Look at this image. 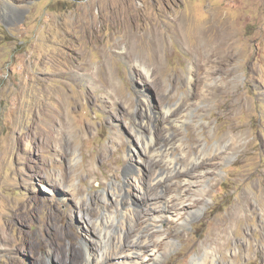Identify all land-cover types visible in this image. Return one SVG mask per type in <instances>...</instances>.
I'll use <instances>...</instances> for the list:
<instances>
[{
    "label": "rangeland",
    "instance_id": "1",
    "mask_svg": "<svg viewBox=\"0 0 264 264\" xmlns=\"http://www.w3.org/2000/svg\"><path fill=\"white\" fill-rule=\"evenodd\" d=\"M205 24L219 35L216 53L196 50ZM137 31L157 44L134 40ZM166 107L187 114L157 121ZM151 134L180 139L176 162L201 142L236 148L194 218L150 228L174 247L154 261L147 244L139 264L205 253L264 264V0H0V264H57L47 242L71 234L98 248L88 212L97 219L109 203L121 218L109 192L127 180L132 209L159 214L145 198L166 189L152 181L166 166L142 149Z\"/></svg>",
    "mask_w": 264,
    "mask_h": 264
},
{
    "label": "bare ground",
    "instance_id": "2",
    "mask_svg": "<svg viewBox=\"0 0 264 264\" xmlns=\"http://www.w3.org/2000/svg\"><path fill=\"white\" fill-rule=\"evenodd\" d=\"M180 23L182 24V22ZM183 26H185V23ZM181 28L185 29L183 27ZM196 30L201 33V38H204V34H208L209 38L203 49L200 50L197 46V51L203 53L205 50H209L214 53L220 48L219 46L222 43L220 41L219 43H215L213 40L214 38L218 39L219 35L213 34L214 30L211 25H200L196 27ZM150 35L152 34H148L147 32L139 33L137 31L133 34L132 38H136L142 44L151 42L157 44L155 39H152ZM211 39L212 41H210ZM229 47H232L231 42H228V45L224 48L230 51ZM143 67L147 73L150 72L146 66ZM186 114L187 112H177L176 110L173 111L172 107H166L161 115H157L156 119L157 121H168L173 118L180 119ZM141 126H143V123ZM192 140L194 141L195 138L192 137ZM162 143L163 145L159 148L155 147V145ZM179 143L180 139H176L175 137L170 138L169 135L155 142V137L151 134L149 139H146L142 146L145 154H150L154 157L156 162H160L166 166V170L155 172L152 179L154 186L165 183L163 186H166V189L158 191L157 187H149L150 191L151 188L154 189V191L145 196L146 199H153L156 201L155 203H160L159 207H154V209H160L159 214H150L148 212L142 215L141 212L137 213L132 209L129 199L130 190L133 185L127 180L124 185L126 189L125 192H117V190L112 188L109 192V194H111V199L119 204V208L123 213L121 218L116 217L115 214L111 212L109 203L108 205L105 204L102 215L98 216L97 219L94 218L95 211L91 210L88 212L90 216L88 221L90 222L91 219H95L94 221L99 227L98 236L100 244L98 248H91L86 241L84 242L85 247H82L78 244V237L73 234L67 235L66 238L57 237L47 242L48 246L50 245L51 248L49 254L52 259L55 260L57 264H139L142 259L145 258L146 260V257L152 254V251H148V249V255H146L145 247L147 248V244H150L153 247L152 250L155 251L153 255L154 258L151 259L154 261L159 260V258L155 257L159 251H169L172 249V247H174V242L172 240L164 241L162 239V231L158 233L150 232V230L154 227L164 226L165 219H176L180 215H183V217L187 215L183 220L184 223L194 218L200 211L202 203L207 200V188L210 186V175L218 170L220 163L228 159L236 148V142L234 140L230 144L220 146L219 143H217L216 146L214 145L210 148L205 147L201 142L198 146L194 144L187 147L191 148L189 151L183 150L181 158L176 162L175 158L170 157V150L180 146ZM175 178L178 179L176 182L174 181ZM179 178H183V181H180ZM136 185H139L137 180ZM67 187H69L70 190L76 191L75 183L72 180L67 183ZM86 198L87 197H85V199ZM142 218H144L147 226L135 230V227L141 224L140 220H142ZM116 223L117 229L113 230L114 224ZM132 232H134L135 235H133L134 237L132 240H129V236H131L130 234ZM68 238L69 241L66 242ZM161 239L163 241H161ZM32 248L35 249L36 245L32 244ZM161 256L162 253L160 254V257ZM37 264L47 263L45 261L41 263L38 261ZM193 264H216V261L205 253L201 256H195Z\"/></svg>",
    "mask_w": 264,
    "mask_h": 264
}]
</instances>
